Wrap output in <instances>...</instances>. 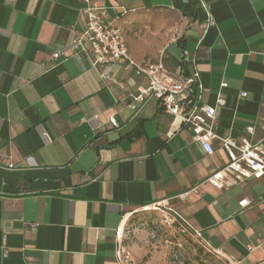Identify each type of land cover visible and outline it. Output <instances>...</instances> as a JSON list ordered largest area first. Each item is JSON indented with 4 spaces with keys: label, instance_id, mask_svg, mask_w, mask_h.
Wrapping results in <instances>:
<instances>
[{
    "label": "crops",
    "instance_id": "crops-1",
    "mask_svg": "<svg viewBox=\"0 0 264 264\" xmlns=\"http://www.w3.org/2000/svg\"><path fill=\"white\" fill-rule=\"evenodd\" d=\"M92 4L123 29L137 62L193 77L199 105L225 98L218 135L241 141L253 126V141L263 137L264 0ZM84 8V0H0V264H117V236L134 210L155 203L234 264L263 262L264 177L211 184L229 162L220 140L207 154L154 97L134 110L130 94L149 82L124 60L93 66L64 52L86 27Z\"/></svg>",
    "mask_w": 264,
    "mask_h": 264
},
{
    "label": "built area",
    "instance_id": "built-area-1",
    "mask_svg": "<svg viewBox=\"0 0 264 264\" xmlns=\"http://www.w3.org/2000/svg\"><path fill=\"white\" fill-rule=\"evenodd\" d=\"M84 1V9L87 13L86 27L76 35L64 52H68L78 59L80 54L84 53L89 56L93 66L124 60L127 67H134L137 74L144 75L149 82L148 86H139L137 93L130 94L132 99L130 106L134 110L139 109L149 97H154L160 109L175 115L185 123L187 128L193 132V139L201 144L207 154L212 155L216 152L214 141L220 140L228 154L229 162L208 177L207 180L211 184L223 187L225 178L229 174H234L237 180L253 176L264 177V135L260 140L253 141L252 137L255 135L253 126L247 128V136L243 137L241 141H237L231 136L218 135L215 131L217 108L226 104L225 98L219 95L215 105H199L193 77L186 76L183 71L172 72L160 61L137 62L128 51L123 29L107 20L105 10L94 6L92 0ZM173 30L171 40L177 41L180 31L176 28ZM61 54H63L62 51H56L53 57L59 58ZM188 59V52L183 51V62ZM102 76L109 78L107 73H102ZM222 86H227V83H222ZM240 96H247V93L242 91ZM111 122L116 124L115 118L112 117ZM262 131L264 133V125ZM191 192H198L197 187L180 193L177 197L186 200ZM250 203L251 200L248 198L239 202L243 207ZM158 204L154 205L158 206ZM168 208L173 212L170 218L171 224L178 223L183 232H192L197 238H203L201 230L189 225L177 210ZM204 242L206 243V241ZM116 258L117 264H134L133 255L125 245L123 235L117 236ZM230 263L234 264L232 261ZM260 264H264V261Z\"/></svg>",
    "mask_w": 264,
    "mask_h": 264
},
{
    "label": "rangeland",
    "instance_id": "rangeland-1",
    "mask_svg": "<svg viewBox=\"0 0 264 264\" xmlns=\"http://www.w3.org/2000/svg\"><path fill=\"white\" fill-rule=\"evenodd\" d=\"M173 29L169 30L170 39ZM168 207L167 203H159L132 212L123 239L134 264H231L203 238L204 241L192 232H183L178 223L171 224L173 212Z\"/></svg>",
    "mask_w": 264,
    "mask_h": 264
},
{
    "label": "bare ground",
    "instance_id": "bare-ground-1",
    "mask_svg": "<svg viewBox=\"0 0 264 264\" xmlns=\"http://www.w3.org/2000/svg\"><path fill=\"white\" fill-rule=\"evenodd\" d=\"M147 207H151L152 208V206H147ZM154 208V207H153Z\"/></svg>",
    "mask_w": 264,
    "mask_h": 264
}]
</instances>
